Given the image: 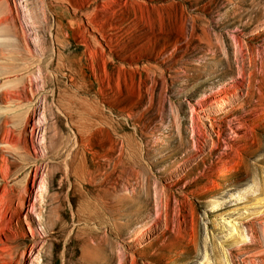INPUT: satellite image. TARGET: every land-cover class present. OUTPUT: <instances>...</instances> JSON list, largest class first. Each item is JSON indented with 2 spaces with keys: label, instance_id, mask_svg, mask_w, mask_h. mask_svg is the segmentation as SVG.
I'll return each mask as SVG.
<instances>
[{
  "label": "rangeland",
  "instance_id": "374dc122",
  "mask_svg": "<svg viewBox=\"0 0 264 264\" xmlns=\"http://www.w3.org/2000/svg\"><path fill=\"white\" fill-rule=\"evenodd\" d=\"M82 1L0 0V264H264V0Z\"/></svg>",
  "mask_w": 264,
  "mask_h": 264
},
{
  "label": "bare ground",
  "instance_id": "6f19581e",
  "mask_svg": "<svg viewBox=\"0 0 264 264\" xmlns=\"http://www.w3.org/2000/svg\"><path fill=\"white\" fill-rule=\"evenodd\" d=\"M67 3H69V4H72L71 6H73V10H74V12H75V10L76 11H78V9H79V5H81V4H83V1L82 0H74V3H72L70 0H65ZM79 1V2H78ZM78 2V3H77ZM75 3H77L78 5H76ZM81 9V8H80ZM220 17V16H219ZM221 18H219V20H218V22L219 23H222L223 21L222 20H220ZM90 21V20H89ZM91 22V21H90ZM214 87V86H213ZM224 93V92H223ZM222 93V94H223ZM237 95H240V92H239V89H238V86L236 85L234 88H233V91H232V94L230 95V97H229V99L226 101L228 104H232V102L235 100V97L237 96ZM223 102V100H221V99H219L218 100V104L217 105H219L220 103H222ZM32 148H33V146H32ZM33 150V149H32ZM235 196L236 197H241L238 193H236L235 194ZM264 208V198L263 197H261L260 195H256L254 198H253V200L250 202H246L245 203V206H243V208H245V209H243L244 211H241V210H239V209H237V211L236 212H238L237 214H238V216L241 218L242 216H244V215H242V213L241 212H244V213H248V212H258V210L260 209V208ZM236 208H240V207H236ZM258 209V210H257ZM37 216H38V218H39V213L38 214H36ZM233 219H229V220H226V222H227V225H228V228L234 233V234H237V235H239V236H243L244 234L242 233V235L241 234H238V232L239 231H242L243 229V227L242 228H237V226L235 225V222L234 221H232ZM26 225H27V230H28V232H29V234L32 236V235H34V231H33V227H31V225H30V223H28L27 221H26ZM244 241H246V240H244ZM241 242H243V240L241 241ZM240 242V243H241ZM142 243H143V239L139 236L138 238H136L135 239V244H136V246L137 245H142ZM242 244V243H241ZM245 244V243H244ZM96 248V247H95ZM94 248V249H95ZM242 248V247H241ZM32 251V249L30 248V252ZM38 251V250H37ZM94 251V250H93ZM243 251V250H242ZM33 252V251H32ZM244 252V251H243ZM243 252H240V253H243ZM37 254H38V252H37Z\"/></svg>",
  "mask_w": 264,
  "mask_h": 264
}]
</instances>
